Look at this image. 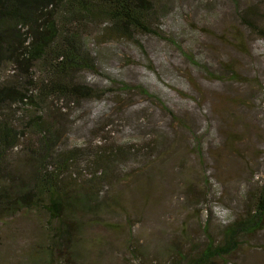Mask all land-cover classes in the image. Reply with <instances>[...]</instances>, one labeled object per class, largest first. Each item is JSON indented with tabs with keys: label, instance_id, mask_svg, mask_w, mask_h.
<instances>
[{
	"label": "rangeland",
	"instance_id": "obj_1",
	"mask_svg": "<svg viewBox=\"0 0 264 264\" xmlns=\"http://www.w3.org/2000/svg\"><path fill=\"white\" fill-rule=\"evenodd\" d=\"M262 1L157 0L156 34L131 41L100 40L91 27L100 62L81 77L92 96L55 99L36 114L56 116L62 150L136 145L140 154L130 152L114 170L100 167L107 177L95 188L91 171L82 170L81 191L100 194L69 209L73 264H162L176 248L202 245L205 224L218 239L246 192L264 185V38L239 16ZM16 74L5 65L0 82ZM12 109L3 115L19 128L35 113ZM23 143L7 168L21 178L30 169ZM47 220L44 211H24L0 224V264H45ZM61 242L55 248L65 252ZM229 264H264V228Z\"/></svg>",
	"mask_w": 264,
	"mask_h": 264
},
{
	"label": "trees",
	"instance_id": "obj_2",
	"mask_svg": "<svg viewBox=\"0 0 264 264\" xmlns=\"http://www.w3.org/2000/svg\"><path fill=\"white\" fill-rule=\"evenodd\" d=\"M262 4L250 6L239 16L247 28L264 38V0ZM158 6L157 0H0V68L12 65L18 72L15 79L0 82V224L24 211H44L49 217L45 229L51 234L43 250L47 252L42 255L45 264H73L67 250L74 247L69 209L100 194L99 188L81 191L82 170L91 171L88 180L95 188L107 177L100 167L114 170L120 167V159L123 164L130 152L139 155L140 151L136 145L62 150L56 116L42 118L36 110L55 99L78 102L92 96L94 91L81 77L96 70L100 62L87 37L92 26L104 41L156 34L152 21ZM12 106L31 107L35 113L19 128L3 115L4 109L14 111ZM21 141L29 153L30 169L24 178L7 169L10 154ZM203 200L210 222L211 206ZM242 200L244 207L228 214L218 239L206 235L205 224L202 245L176 248L162 264H229L244 240L264 228V185L246 192ZM70 234L71 238L64 237ZM61 240L66 243L65 252L55 248Z\"/></svg>",
	"mask_w": 264,
	"mask_h": 264
}]
</instances>
